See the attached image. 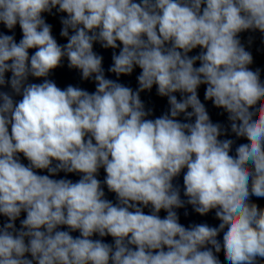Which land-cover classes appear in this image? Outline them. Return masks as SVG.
I'll return each mask as SVG.
<instances>
[{"label": "clouds", "instance_id": "1", "mask_svg": "<svg viewBox=\"0 0 264 264\" xmlns=\"http://www.w3.org/2000/svg\"><path fill=\"white\" fill-rule=\"evenodd\" d=\"M54 9L66 14L65 44L43 16ZM0 24V88L11 89L0 90V264H221L222 250L227 264H264V81L238 39L264 34V0H0ZM96 43L119 49L108 68L117 80ZM65 58L94 92L48 79ZM137 67L135 91L118 82ZM202 85L247 141L235 155ZM153 86L170 107L149 119L140 94ZM185 169L187 204L201 216L215 210L217 227L179 222L185 201L173 180ZM60 172L81 177L51 178Z\"/></svg>", "mask_w": 264, "mask_h": 264}, {"label": "water", "instance_id": "2", "mask_svg": "<svg viewBox=\"0 0 264 264\" xmlns=\"http://www.w3.org/2000/svg\"><path fill=\"white\" fill-rule=\"evenodd\" d=\"M66 14L64 13H58L56 10H53L52 14L44 13L43 16L47 23L52 25L53 35L57 39L58 43L65 44L67 43L66 38H63L60 36V31L62 28V25L60 23L61 17ZM0 32H7V30L4 28L2 24H0ZM15 38L17 42L22 38V33L17 25L14 29ZM12 34V33H8ZM71 34V33H70ZM238 39L241 41V44L245 47L246 51H249L253 56V63L249 66L252 70H255L259 68L261 70V80L264 81V34L259 32L258 30H247L243 31L238 34ZM94 51L98 54L103 56V68L105 70V76L106 78L117 80V77L115 74L108 72V68L112 64V52L116 51L118 53L119 49L113 50V49H103L99 43L94 44ZM34 52V50H30V55ZM200 52V49L197 48L193 50L189 55H196ZM197 66H199V62H197ZM140 69L137 67L134 69V72L130 76H121L118 78V82L124 84L127 87H131L134 91L138 88V81L136 77L140 74ZM11 74L9 73L8 76ZM42 79H36L29 77V82L33 83H40L42 82ZM48 79L54 81L58 87L61 89H65L67 86L72 85L74 87H79L83 90H86L90 93L95 91L96 84L94 79L89 80H83L82 74L80 70L75 68H69L68 67V61L65 58L61 66L52 70L50 73ZM2 91L10 92V87H4L0 88ZM204 92H205V86H200L198 89V95L202 103L205 104V107L209 113L210 119L213 123H219L222 126V129L227 130V135H222L220 139H233L235 141L233 145V150L230 153L231 155H235V147L239 143H246L247 141L245 139H237L233 133L230 131V121L228 120V114L223 109H218L214 107L213 103L211 101H205L204 100ZM174 95L177 96V99L179 100L181 98L180 93H175ZM14 100L19 101L22 99L21 96H14ZM140 98L142 102L145 105V110H151V115L148 117L149 119H155L159 116L164 115L169 111V104H168V98L167 97H161L157 93L156 86H153L151 91H144L140 94ZM191 111V109H189ZM181 122H194L195 117H193L190 121L186 120L183 114L178 118ZM20 162L25 164L26 166L29 164V161L24 158L23 154H19ZM55 163V162H54ZM37 171V174L40 175H48L47 170H35ZM186 172V169L182 171L179 177L175 178L173 180L174 186L178 187L180 189V195L181 199L185 201V206L183 208L174 209L178 216H179V222L184 225L185 227H189L193 224H201V223H207L211 227H217L220 223L218 219L215 218V210L210 212L209 214L205 216H201L198 213H196L193 209V207L189 204H187V197L184 196V186H183V174ZM81 177V174L79 173H64L60 172L55 176H52L53 179H70L73 182H77ZM106 177V173L103 168L99 170V173L97 175V179L101 181V186L105 192V199H108L112 201L113 204L118 203L116 194L113 192H109L107 189L106 184H104V180ZM262 205H264V201H261ZM145 214H151V207H147L143 209ZM166 212L164 210H161L159 213L161 218H164L166 216ZM25 213L21 214L20 219H23L25 217ZM6 221V218L3 216H0V225H2ZM17 228L20 227V222L17 220L16 222ZM61 230H67L66 228H62ZM74 237L79 235V232L71 233ZM223 233H221L218 236V240H220L221 244L223 243L222 240ZM93 239H102L106 243H113V239L109 237L101 238L98 235H94L92 237ZM221 264H227L224 258L223 250L217 254Z\"/></svg>", "mask_w": 264, "mask_h": 264}]
</instances>
